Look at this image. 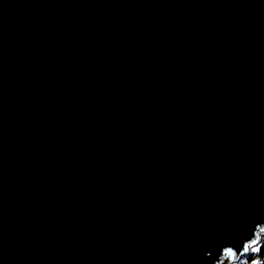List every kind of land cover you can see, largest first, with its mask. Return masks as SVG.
<instances>
[{
    "label": "water",
    "instance_id": "water-1",
    "mask_svg": "<svg viewBox=\"0 0 264 264\" xmlns=\"http://www.w3.org/2000/svg\"><path fill=\"white\" fill-rule=\"evenodd\" d=\"M260 228L264 0H0V264H237Z\"/></svg>",
    "mask_w": 264,
    "mask_h": 264
},
{
    "label": "snow or ice",
    "instance_id": "snow-or-ice-1",
    "mask_svg": "<svg viewBox=\"0 0 264 264\" xmlns=\"http://www.w3.org/2000/svg\"><path fill=\"white\" fill-rule=\"evenodd\" d=\"M260 232H264V228H260ZM253 233L252 230H249V237L247 238V241L242 244L243 252L240 253L241 255L244 253H259L261 249H264V244L260 243L259 236L257 235V238H252ZM238 254V249L234 247H228L224 246L222 247V255L229 260H233ZM211 255V253H209ZM217 264H221L220 261L217 262ZM251 264H259V262L256 259H251Z\"/></svg>",
    "mask_w": 264,
    "mask_h": 264
},
{
    "label": "trees",
    "instance_id": "trees-1",
    "mask_svg": "<svg viewBox=\"0 0 264 264\" xmlns=\"http://www.w3.org/2000/svg\"><path fill=\"white\" fill-rule=\"evenodd\" d=\"M260 243L264 244V233L261 236ZM251 259H256L259 264H264V249H261L259 253H250L246 263L251 264Z\"/></svg>",
    "mask_w": 264,
    "mask_h": 264
},
{
    "label": "rangeland",
    "instance_id": "rangeland-1",
    "mask_svg": "<svg viewBox=\"0 0 264 264\" xmlns=\"http://www.w3.org/2000/svg\"><path fill=\"white\" fill-rule=\"evenodd\" d=\"M248 258V257H247ZM247 258H243L240 262H238L237 264H247Z\"/></svg>",
    "mask_w": 264,
    "mask_h": 264
}]
</instances>
